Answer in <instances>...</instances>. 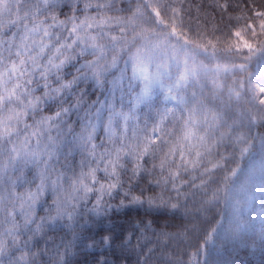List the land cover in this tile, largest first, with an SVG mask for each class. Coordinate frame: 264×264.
Returning a JSON list of instances; mask_svg holds the SVG:
<instances>
[{
    "label": "snow or ice",
    "instance_id": "snow-or-ice-1",
    "mask_svg": "<svg viewBox=\"0 0 264 264\" xmlns=\"http://www.w3.org/2000/svg\"><path fill=\"white\" fill-rule=\"evenodd\" d=\"M60 5L61 0H32L30 7L23 0H0V258L7 257V264H31L27 259L29 252L25 249L45 227L62 221L70 227L75 226L84 212L97 216L106 214L113 207L110 201L121 193L129 198V204L146 203L149 208L178 209L180 204L172 202L171 197L167 200L162 195L146 200L141 196L129 197L124 185L151 175L154 177L152 182L157 186L170 185L179 195L177 185L183 183L179 180L181 170L188 172L189 164L193 168L196 166L203 154L201 149L211 154L218 142L231 136L237 119L230 110H238L242 104L255 107L253 102L264 106V72L255 77L258 83H253L254 78L247 72V65L253 57L259 56L264 61V39L250 25L243 30L247 39L242 30H237L234 32L236 39L226 41V47L217 49L205 33L196 34L205 40L204 44L190 41L183 32L178 33L177 23L183 26L184 21L177 9H172L169 16L171 23H167L157 8L146 5L155 13L153 24L156 27L146 28L143 24H136L133 18L126 21L116 18V23L121 25L120 32H126L128 26L132 27L131 39L110 36L106 40L109 33L101 25L111 21L112 17L97 19L85 15L84 19H80L73 12L66 20H60L53 14ZM91 6L86 3L83 10ZM95 7L98 11L112 10L114 5L112 0H104ZM161 7L167 11V6ZM221 7L227 9V4ZM13 14L15 20L11 19ZM137 14L134 17L142 19V14ZM39 15L45 19L38 20ZM256 15L260 18V34L264 36V11ZM5 18L9 25L18 26L17 32L9 35L3 31ZM94 25L99 30L96 35L89 32ZM157 28L160 30L157 31ZM6 35L7 39L4 38ZM126 50L128 60L124 63L132 64L128 89L133 87L132 80L144 81L143 90L135 95L134 104L129 103L128 111L123 110L124 96L116 95L115 86L103 99L97 97L91 102L87 100L86 91H74L80 83L88 80L103 88L104 74L118 66L120 56ZM193 53L206 54L211 59L221 55L231 62L225 65L217 63L209 68L197 65ZM86 56L92 59H85L77 67L78 58ZM236 59L242 62L237 63ZM153 63L154 74L149 72ZM68 65L75 67L77 75L65 81L60 72ZM209 73L215 88L213 99L206 103L202 91L198 96L196 90L190 89H202L200 80ZM221 73L245 78L233 79L232 85L225 89L218 82ZM50 74L55 75L58 86L49 83ZM165 77L171 81L167 91L177 93V96L171 97L177 99V108H165L153 114L149 100L152 86H163ZM123 82L121 75L120 84L123 85ZM37 90L42 94L36 95ZM120 92H124L123 87H120ZM141 104L149 108L143 121L136 112ZM208 104L212 106L208 107ZM46 109L52 114L45 115ZM255 112L264 119V107H255ZM73 115L77 117L75 123L79 131L73 126ZM239 116L255 118L251 108L240 111ZM130 122L133 125L131 137ZM101 126L111 147H105L103 141L99 145L95 142L97 129ZM236 142L247 144V147L241 148V156L251 147L243 134L236 135ZM100 148L103 151H98ZM164 148L167 151H163ZM76 154L82 157L78 162L75 161ZM145 156L153 161L151 168L142 163ZM186 156L194 158L188 160ZM61 157L64 163L57 167L61 165ZM125 158L134 161L131 169L123 163ZM156 159H159L158 165L154 162ZM29 165L37 169L35 179L39 182L35 191L27 190L19 194L16 192V181L8 176V172L23 174ZM219 166L218 163L213 164V168ZM237 170L238 166L230 171V175L235 176ZM101 171L107 182L98 179L97 173ZM156 175L159 178H155ZM228 179L225 177V180ZM204 182L202 179L201 184ZM46 191L51 194L52 204L45 209L46 216L37 217V203ZM212 198H215V193ZM90 200L94 202L88 207ZM126 206L121 200L116 207ZM149 226L150 222L145 224V227ZM212 231L215 232V229ZM169 235L161 232L160 238ZM192 235H195V226ZM126 239L131 240V236ZM210 239L211 236H206L204 243L207 244ZM108 241L109 237H105L104 242ZM196 246L199 252L198 240ZM12 249L20 251L21 255L13 258L9 254ZM0 264H4L3 259H0ZM169 264H181V261L177 258Z\"/></svg>",
    "mask_w": 264,
    "mask_h": 264
},
{
    "label": "trees",
    "instance_id": "trees-1",
    "mask_svg": "<svg viewBox=\"0 0 264 264\" xmlns=\"http://www.w3.org/2000/svg\"><path fill=\"white\" fill-rule=\"evenodd\" d=\"M23 2L30 7L32 0H23ZM103 2L104 0H79L78 3L77 0H61L60 7L53 14L60 20H66L73 12L80 19H84L85 15L97 17V19L112 17L111 21L101 25L105 32L109 33L105 39H109L110 36L117 38L125 36L130 40L132 27L128 26L126 32H120L121 25L116 23V18L125 21L133 18L136 24H143L144 27L150 29L154 28L156 27L153 24V20L156 19L155 13L151 7H146V5H151L160 11L161 18L167 23H171L169 16L172 15V9H177L184 21L183 26L177 23V32H183L190 41H195L197 44L205 43L204 39L196 35L197 32H202L207 35L208 39H212L217 49L226 47V41L236 39L234 32L237 30H242V35L247 39V33L243 30L249 25L251 29L256 30L261 39H264L259 31L260 18L256 15L257 12L264 11V0H112L114 5L112 10L98 11L95 5ZM86 3L92 6L84 11ZM224 4H227V9L221 7ZM161 5L167 6V11ZM137 9H139V14H142V19L134 17ZM15 18L13 14L11 19L15 20ZM237 18L240 19L237 20ZM37 19L44 20L45 17L39 15ZM28 23L31 26V21ZM160 28H157V31ZM3 31L10 35L18 31V26L9 25L5 18ZM98 31L95 25L89 29L93 35H96ZM4 38L7 39L8 36ZM250 42L255 43L251 40ZM130 50L134 51V49ZM193 55L197 61L208 57L206 54L193 53ZM217 57L223 62H231L221 55ZM85 59H92V57L78 58L76 66L78 67ZM125 60H128L127 50L121 54L118 66L109 69L104 74L103 88H99L95 81L88 80L80 83L79 88L74 91H86L87 100L91 102L97 97L103 99L115 86L116 95L119 97L123 94L124 96L123 110L128 111L127 106L129 103L134 104L135 95L142 91L143 85L140 79H134L132 89H128V78L132 76V64L129 62L125 65ZM259 61V56L253 57L247 65L248 74L254 70ZM235 62L242 61L236 59ZM172 73L175 75L174 70ZM73 75L77 73L75 67L71 65L65 66L60 72L61 78L65 81L71 80ZM121 75L124 77L123 85L120 84ZM244 78L241 75L236 77L222 75L220 81L223 85L226 82L224 85L226 89L228 82L232 79ZM258 82V79H253V83ZM49 83L58 86L54 74H50ZM170 83L171 81L166 77L163 80V86L158 85L151 92L149 100L153 114L155 111L162 112L165 108H177V99L171 98L177 96V93L167 91ZM200 85L203 86L202 89H190V91L196 90L198 96L202 91L203 99L207 103L213 99L212 94L215 87L207 77L201 78ZM120 87H123V93L120 92ZM41 94V91L37 90L36 95ZM69 99L71 101L72 98ZM253 103L258 104V102ZM211 106L208 104V107ZM240 108H246V106L241 105ZM230 111L233 114L235 109ZM136 112L143 121L149 113V108L141 104ZM44 114L52 113L46 109ZM71 120L74 122V128L79 131L75 123L77 117L73 115ZM28 122L31 123V120L29 119ZM254 123L257 124L256 129L248 133L246 138L251 143V147L243 156L239 154V148H233L235 145L232 140L236 134L234 129L231 136L225 137L222 142L216 144L211 154L204 153L201 149L203 154L196 166L193 168L189 164L188 172L181 170L179 180L183 183L177 185L179 195H177V190L170 185L168 187L157 186L152 182L154 177L151 175L124 185V191L129 192V197L141 196L145 200L148 197L161 195L165 200L171 197L172 202L180 204L178 209L149 208L146 203L143 205L129 204V198L121 193L110 201L113 207L106 214L97 216L84 212L75 226L70 227L67 222L62 221L52 227H45L40 234L33 237L28 248L25 249L29 252L27 259L31 264H169V261L177 258L181 264H264V121ZM129 127L131 137L133 127L131 122ZM141 127H143L142 122ZM117 134L119 135V129ZM101 141L104 142L105 147H111L102 126L97 129L95 142L99 145ZM245 146L247 147V144ZM98 151H103V148ZM163 151H167V148ZM193 158V156H186L188 160ZM80 159L82 157L76 154L75 161L78 162ZM152 162L148 156H145L142 161L146 168H151ZM154 162L158 165L159 159ZM63 163L64 160L61 157V165L57 167H61ZM123 163L128 169L134 166V161L128 158H125ZM217 163L220 166L213 168V164ZM237 166L236 175L231 176L230 171L237 169ZM36 171L37 169L31 165L24 170L23 174L9 170L8 176L16 181L17 193L23 194L27 190L35 191L36 184L39 182L35 179ZM154 171L158 172V170ZM97 176L102 182H107L102 171L98 172ZM225 177L229 179L225 180ZM155 178L159 176L156 175ZM202 179L205 181L203 184H201ZM213 193H215L214 199L212 198ZM121 200L127 205L126 207H116ZM93 202L90 200L88 207H91ZM51 204V194L46 191L37 203L36 216H46L45 209ZM149 222L150 226L145 227V224ZM193 226H195L194 236L192 235ZM213 229L215 232L212 231ZM161 232L170 235L160 238ZM128 236H131V240L126 239ZM206 236H211L207 244L204 243ZM105 237H109L108 243L104 242ZM197 240L200 246L199 252L196 246ZM9 254L15 258L19 257L21 252L12 249ZM0 259L7 264V257Z\"/></svg>",
    "mask_w": 264,
    "mask_h": 264
},
{
    "label": "rangeland",
    "instance_id": "rangeland-1",
    "mask_svg": "<svg viewBox=\"0 0 264 264\" xmlns=\"http://www.w3.org/2000/svg\"><path fill=\"white\" fill-rule=\"evenodd\" d=\"M194 56V55H193ZM194 60H195V62H196V64L197 65H199V64H203V65H205V66H207V67H209V68H212V67H214L215 66V64H217V63H219V64H221V65H225V64H229V63H226V62H223L220 58H218V57H216V59H211V58H209V57H204V59L203 60H200V61H197V59L195 58V56H194ZM247 68H248V66H247ZM155 63H153L151 66H150V68H149V72L150 73H152V74H154L155 73ZM175 71L176 72V69L173 67V69H172V71ZM260 72H264V61H259L258 62V64L256 65V67L254 68V70L253 71H250L249 72V74H250V76L251 77H253L254 79H255V77H257L258 76V74L260 73ZM222 75H232L231 73H228V74H225V73H221L220 74V76H219V78H218V82L220 83V84H222L221 83V81H220V77L222 76ZM166 78V77H165ZM164 78V79H165ZM205 78V77H204ZM207 78H209L211 81H212V79H213V77H212V75H211V73H209L208 74V76H207ZM141 80V82H142V85H143V88H144V81H143V79H140ZM232 82H233V79L231 80V82H228V84H227V86H231L232 85ZM226 84V82H224V85ZM162 86L161 84H154L153 86H152V90H151V92H153L156 88H157V86ZM214 86V85H213ZM215 87V86H214ZM143 88H142V90H143ZM254 104V103H253ZM255 105V107H264V106H262V105H258V104H254ZM242 106L243 107H245L246 106V108H240V109H235V111L233 112V116H234V118H236L237 119V123L233 126L234 128H237L238 130H239V132H237L236 133V135H238V134H243L244 136H245V138H247V134L249 133V132H251V131H254L255 130V121H258V122H263L264 121V119H261L260 117H259V115L258 114H256V112H255V107H253L252 105H248V104H242ZM248 108H251L252 109V114H253V116L255 117L254 119H249L247 116H244V117H240L239 116V113H237V111L238 112H240V111H244L245 109H248ZM255 120V121H254ZM229 123H232V121L231 122H229ZM236 135H235V137H234V139L232 140V142H233V144L235 145V147L236 148H238L239 147V154L241 153V148H243V147H246L245 146V143L244 142H240V143H237L236 142ZM246 153V152H245ZM245 153L243 154V155H245ZM241 155V154H240Z\"/></svg>",
    "mask_w": 264,
    "mask_h": 264
}]
</instances>
